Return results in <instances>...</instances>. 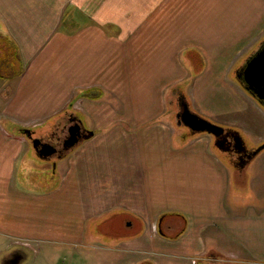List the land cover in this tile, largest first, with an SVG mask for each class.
<instances>
[{"label":"crops","instance_id":"1","mask_svg":"<svg viewBox=\"0 0 264 264\" xmlns=\"http://www.w3.org/2000/svg\"><path fill=\"white\" fill-rule=\"evenodd\" d=\"M103 1L97 8L92 4L96 0H0V264H6L14 250L27 253L31 238H58L65 220L62 212L61 226L48 223L51 227L46 235L43 223L33 215L41 212L46 217L52 208L55 214L65 201L73 210L70 225L77 226L67 241L82 239L81 223L114 210L130 214L127 226L141 220L144 228L131 237L136 240L133 246L137 253H144L147 242L152 253L138 264H158L160 257L174 264H198L197 259L206 257L208 250L223 251L215 243L218 232L231 238L232 252L241 254L244 248L247 256H264V237L257 238L253 228L259 214L256 203L242 208L240 202L226 201L234 187L233 173L239 174L240 169L234 172L232 158L226 164L211 147L214 137L191 136L194 131L170 120H106L110 130L96 137L95 125L85 122L90 132L70 153L46 156L34 143L41 139L25 132L28 127L44 125V130L61 128L68 111L77 117L84 108L76 96L85 93L90 97L101 74L106 88L112 87L113 37L107 36V27L120 24L126 14L122 12L118 19L112 0ZM98 44L103 45L100 50ZM193 109L224 128L241 132L233 124ZM112 111V107L105 109ZM113 124L123 125L115 130ZM39 132L33 135L40 137ZM52 159H57L56 170L45 180L32 174L33 162L42 168ZM231 206L247 211L231 213ZM173 213L184 217L182 234L156 233L155 226L163 227L165 217ZM173 224L167 223V228ZM92 239L106 241L98 236ZM123 248L121 258L127 260ZM104 261L111 264L108 257Z\"/></svg>","mask_w":264,"mask_h":264},{"label":"rangeland","instance_id":"2","mask_svg":"<svg viewBox=\"0 0 264 264\" xmlns=\"http://www.w3.org/2000/svg\"><path fill=\"white\" fill-rule=\"evenodd\" d=\"M92 4L99 8L104 1L96 0ZM112 5L118 19L122 12V16L126 14L122 23L119 21L121 25L107 27V36L113 37L112 87L106 88L104 75L101 74L97 88L88 93L90 97L79 93L75 98H81L79 101L84 108L83 112H78V119L83 124L93 123L96 137H102L105 131L110 130L106 127V120L173 122L176 120L175 113L180 109L178 97L182 95L192 110L196 108L210 113L223 123L239 127V133H242L248 148L255 149L264 143V105L237 78V70L264 42V0H112ZM101 46L98 44L99 50ZM152 104L156 106L154 109L148 106ZM107 107H112L113 111L105 112ZM72 114L68 111L64 114V120ZM122 125L113 124L112 128L116 130ZM38 127L24 130L26 133H37L46 126ZM52 130L42 129L43 133L40 131L39 134L45 135ZM85 130L90 132V129ZM191 134H205L209 140L214 137L208 132ZM215 142L214 139L211 147L226 164L231 163L229 153L218 148ZM56 164L57 159H52L49 166L40 168V165L33 162L32 174L45 180L46 176L56 170ZM231 164L235 172L238 162L232 161ZM242 170L239 174L233 173L234 187L228 191L226 201L230 204L240 202L242 208L249 203H256L259 214L253 220V228L257 238H262L264 149L251 162H247ZM66 205L65 201V205H61L55 214L54 208L48 209L46 217L41 212L33 215L38 222L43 223L46 229L44 235L50 231L48 223L61 226V212L65 218L64 225L59 228L55 240L29 239L27 256L22 264H107L104 261L106 257L111 260L108 261L111 264H138L143 257L152 253V250H148L147 242L144 243V253H137L133 246L136 240L131 237L141 233L144 225L141 220H134V226H127L126 219H132L125 210H114L103 217L86 220L80 224L82 239L67 241L72 238L77 226L70 225L73 210L71 204ZM231 207L234 208L231 213L242 215L244 209ZM171 221L174 226L168 229L167 223ZM184 225L183 215L173 213L165 217V224L161 227L163 230L158 225V231L156 226L155 231H165L172 237L180 234ZM218 233L220 238L215 243L223 251L208 250L206 257L197 259L198 264H264V256H247L248 251L244 248L241 254H238L239 251L232 252L231 246L234 243L231 238L224 232ZM94 236L106 241H94ZM128 237L130 240H122ZM60 238H65L64 242ZM209 242L214 243L213 240ZM20 246L24 247V244ZM121 247H125L123 251L128 252L124 254L129 255V259L121 258ZM170 261L166 257L158 258V264H174Z\"/></svg>","mask_w":264,"mask_h":264},{"label":"flooded vegetation","instance_id":"3","mask_svg":"<svg viewBox=\"0 0 264 264\" xmlns=\"http://www.w3.org/2000/svg\"><path fill=\"white\" fill-rule=\"evenodd\" d=\"M242 66H240V68ZM240 68L238 69V71L240 70ZM178 98L180 109L175 113L174 119H176L175 121L177 122V124H179V126H184L188 129V131L192 132V129L184 124L181 116L182 112L184 111V104L187 102V100L182 95H180ZM87 134L88 133L85 130L83 123L77 117L69 115L68 120L61 128L53 129L52 132L45 135L42 134L40 135V137H37V135L34 136L32 133L31 138L41 139L38 147L40 152L42 150L50 151L52 149V153L50 155H62L68 152L71 147L70 143L72 141L77 138L80 142L87 137ZM213 136L215 138L217 147L227 151L234 163L238 162L236 166H239L238 168L240 169V171H243L242 167L247 162H250L255 156L252 155L254 149L248 148L244 140H241L239 133L235 129L227 128L224 129L219 135ZM45 144H49L52 147H43L45 146ZM10 260H13V257Z\"/></svg>","mask_w":264,"mask_h":264},{"label":"water","instance_id":"4","mask_svg":"<svg viewBox=\"0 0 264 264\" xmlns=\"http://www.w3.org/2000/svg\"><path fill=\"white\" fill-rule=\"evenodd\" d=\"M237 78L240 80L244 88L252 94L262 105H264V42L244 63V65L237 71ZM185 125L190 127L194 132H208L215 136L219 135L224 127L210 121L209 119L194 112L188 102L184 104V111L181 114ZM31 136V132L27 131ZM92 134V132H91ZM88 136V134H87ZM240 136V134H239ZM241 140L242 137L240 136ZM79 139H75L70 143L71 146L76 145ZM35 145H39L40 141L34 142ZM43 147H52L49 144H45ZM264 149V143L253 150L252 155H257ZM43 155H50V151L42 150ZM16 254V255H15ZM11 256L6 260V264H22L26 258L27 253L21 249L14 250ZM15 255V256H14ZM13 257V260H10Z\"/></svg>","mask_w":264,"mask_h":264},{"label":"trees","instance_id":"5","mask_svg":"<svg viewBox=\"0 0 264 264\" xmlns=\"http://www.w3.org/2000/svg\"><path fill=\"white\" fill-rule=\"evenodd\" d=\"M237 132H239V131H237ZM163 233V232H162ZM182 233V232H181Z\"/></svg>","mask_w":264,"mask_h":264}]
</instances>
